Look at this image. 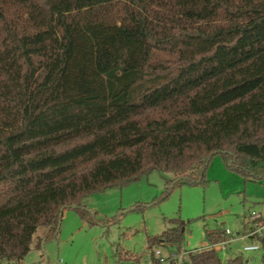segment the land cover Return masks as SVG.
Segmentation results:
<instances>
[{
  "label": "trees",
  "instance_id": "obj_1",
  "mask_svg": "<svg viewBox=\"0 0 264 264\" xmlns=\"http://www.w3.org/2000/svg\"><path fill=\"white\" fill-rule=\"evenodd\" d=\"M215 155L264 183V0H0V264L55 239L61 208L154 171L165 198L205 185ZM170 223L150 252L179 248Z\"/></svg>",
  "mask_w": 264,
  "mask_h": 264
},
{
  "label": "rangeland",
  "instance_id": "obj_2",
  "mask_svg": "<svg viewBox=\"0 0 264 264\" xmlns=\"http://www.w3.org/2000/svg\"><path fill=\"white\" fill-rule=\"evenodd\" d=\"M169 180L171 175L154 171L126 187L84 198L86 217L64 210L55 239L38 229L19 264H189V254L208 249L206 232L225 230L234 239L226 237L225 250L218 251L221 263L237 253L244 261L260 262L261 251L243 249L256 245L246 234L253 226L252 213L264 223V183L245 181L221 155L210 159L205 185L176 187L165 198ZM171 220L183 225V241L178 249L155 246L151 256L148 238L167 232Z\"/></svg>",
  "mask_w": 264,
  "mask_h": 264
},
{
  "label": "built area",
  "instance_id": "obj_3",
  "mask_svg": "<svg viewBox=\"0 0 264 264\" xmlns=\"http://www.w3.org/2000/svg\"><path fill=\"white\" fill-rule=\"evenodd\" d=\"M259 217L255 214L252 213L251 215V223L253 224V228L254 230L247 234V236L250 238V239H253V241L256 243V245H252V246H246L244 247L243 249V252H257V251H260V244L259 242L257 241V238H261V237H264L262 235V230H263V227L264 226H259L256 221ZM225 235L227 238H229L230 240H233L234 238L231 237V234L225 230ZM227 241H224V242H220L216 245H213V246H209L207 250H213L215 252H218V251H224L225 250V246H226V243ZM155 255L156 256H159V252H155Z\"/></svg>",
  "mask_w": 264,
  "mask_h": 264
},
{
  "label": "water",
  "instance_id": "obj_4",
  "mask_svg": "<svg viewBox=\"0 0 264 264\" xmlns=\"http://www.w3.org/2000/svg\"><path fill=\"white\" fill-rule=\"evenodd\" d=\"M64 209H65V207H63V208L60 209V212H59V218H62V215H63Z\"/></svg>",
  "mask_w": 264,
  "mask_h": 264
},
{
  "label": "crops",
  "instance_id": "obj_5",
  "mask_svg": "<svg viewBox=\"0 0 264 264\" xmlns=\"http://www.w3.org/2000/svg\"><path fill=\"white\" fill-rule=\"evenodd\" d=\"M260 220V219H259ZM237 254H239V253H237Z\"/></svg>",
  "mask_w": 264,
  "mask_h": 264
}]
</instances>
